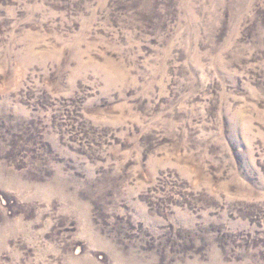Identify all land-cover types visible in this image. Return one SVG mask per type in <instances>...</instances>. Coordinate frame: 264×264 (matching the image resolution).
<instances>
[{
	"label": "rangeland",
	"instance_id": "obj_1",
	"mask_svg": "<svg viewBox=\"0 0 264 264\" xmlns=\"http://www.w3.org/2000/svg\"><path fill=\"white\" fill-rule=\"evenodd\" d=\"M0 264H264V0H0Z\"/></svg>",
	"mask_w": 264,
	"mask_h": 264
}]
</instances>
